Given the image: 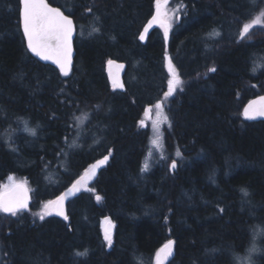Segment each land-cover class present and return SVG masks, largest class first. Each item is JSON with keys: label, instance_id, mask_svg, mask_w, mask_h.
I'll return each instance as SVG.
<instances>
[{"label": "trees", "instance_id": "trees-1", "mask_svg": "<svg viewBox=\"0 0 264 264\" xmlns=\"http://www.w3.org/2000/svg\"><path fill=\"white\" fill-rule=\"evenodd\" d=\"M47 1L77 28L67 77L27 49L19 0H0V187L17 175L31 194L26 210L0 212V264H154L169 239V264H232L264 226V121L242 113L264 93V24L241 36L264 21V0H170L168 50L163 27L139 40L156 0ZM167 52L183 81L169 99ZM110 59L128 64L125 91L109 82ZM164 100L167 158L142 171L150 138L142 120ZM25 120L39 125L34 136ZM108 154L68 200L67 220L44 215ZM104 218L115 223L111 246Z\"/></svg>", "mask_w": 264, "mask_h": 264}, {"label": "snow or ice", "instance_id": "snow-or-ice-1", "mask_svg": "<svg viewBox=\"0 0 264 264\" xmlns=\"http://www.w3.org/2000/svg\"><path fill=\"white\" fill-rule=\"evenodd\" d=\"M20 9L19 14L22 22L23 36L27 41V49L33 53L35 56L40 57L44 61H52L58 68L60 73L67 77L72 68V54H73V36L77 31L74 25L73 19L69 15H65L58 7H52L47 0H19ZM166 2V0H165ZM161 0H156L157 12L154 16V21L160 23L164 28V39H168L169 25L163 20L162 14L160 12ZM91 12V9H89ZM99 19V17H95ZM259 18L253 21L252 25L245 24L241 31V36L246 35L250 29L256 25L260 24ZM152 21L149 22L148 26L145 27L144 33L148 32V28L151 27ZM93 31H98V29H93ZM81 35L83 32L81 30ZM91 35V33H89ZM218 35V33H217ZM145 38L144 34L140 35V39ZM167 60L169 79L167 82V91L164 92V98L169 99L174 96L177 91V87L182 84L179 74L176 72L175 65L171 57H165ZM114 61L109 60L108 64L111 66ZM210 71H215V69H210ZM115 83V81H113ZM122 86V85H121ZM182 90V89H181ZM163 103L157 102L156 108L163 110ZM244 116L247 119H254L256 116H264V96L259 97L249 103V105L244 109ZM167 115H163L162 118L153 122V128L157 132V140L159 137V128L161 123H167ZM23 131L29 133L30 135H35V131L27 126L24 122ZM169 127L171 124L169 123ZM157 141L154 140L155 144ZM177 156L181 153L179 150L176 152ZM108 160V156H105L102 160L97 161L91 168V170L86 174L83 179H88L95 175V171L101 165H103ZM177 167L175 160L171 163V168L174 170ZM147 165H145V169ZM144 169H142L143 171ZM12 178L9 177V180ZM82 181H77L75 185L67 193L57 197L54 201H49L45 205L44 215H51L52 211L55 210L56 214L63 216L64 219H68L64 211V202L67 196L74 194L79 191V185ZM247 193L245 192V195ZM97 200L100 199L99 196L96 197ZM28 192L23 184L11 183L0 191V212L10 213L12 216L17 215L18 212L24 211L28 208ZM221 212L224 209H220ZM41 215V219L44 218ZM105 240L108 245L111 246L112 236L109 232H105ZM175 242L169 240L157 253H156V264H166V261L173 254V247ZM76 255H86L85 253H77Z\"/></svg>", "mask_w": 264, "mask_h": 264}, {"label": "water", "instance_id": "water-1", "mask_svg": "<svg viewBox=\"0 0 264 264\" xmlns=\"http://www.w3.org/2000/svg\"><path fill=\"white\" fill-rule=\"evenodd\" d=\"M48 2V1H47ZM169 2H170V0H166V2H165V0H162L161 1V3H160V12H161V14H162V19L163 20H165L167 23H168V25H169V31H168V39L167 40H165V42H166V49L168 50L169 49V41H170V21L166 18V16H167V13H168V4H169ZM49 3V2H48ZM52 7H57V6H55V5H52L51 3H49ZM62 11V10H61ZM63 12V11H62ZM156 12H157V7L155 8V11H154V13H153V15L151 16V18L146 22V24L144 25V27H143V29H142V31H141V34H144V36H145V38L143 39V40H141L140 39V41L142 42V43H146L147 41H148V39H149V36H150V34L156 29V28H158V27H162L161 25H160V23L159 22H157V21H154V16L156 15ZM65 15H67L66 13H64ZM71 17V16H70ZM72 18V17H71ZM73 19V18H72ZM150 21H152V24H151V27H149L148 28V32L147 33H144V29H145V27L146 26H148V24H149V22ZM73 22H74V20H73ZM74 25H75V23H74ZM163 30H164V28H163ZM140 34V35H141ZM74 36H75V33H74ZM74 36H73V54H72V63H73V58H74ZM140 38V37H139ZM166 56L167 57H171L170 56V54L167 52L166 53ZM37 57V56H36ZM37 58H39V59H41L40 57H37ZM112 61H114V63L111 65V66H109V64H108V62H107V64H106V72H107V77H108V79H109V82L112 84V85H114V86H117V87H119L122 91H125V89H126V86H125V74H126V71H127V63L126 62H124V61H119V60H116V59H111ZM167 61V60H166ZM48 62H50V63H52V64H54L52 61H48ZM55 65V64H54ZM56 66V65H55ZM168 66V65H167ZM113 81H115V83H113ZM122 85V86H121ZM261 96H264V93H262V94H258V95H256V96H254L253 98H251V99H249L246 103H245V105H244V107H243V110H242V113H243V116H244V109L249 105V103L250 102H252V101H254V100H257L259 97H261ZM151 108V107H150ZM245 117V116H244ZM246 118V117H245ZM247 119V118H246ZM248 120H251V121H264V116H256L254 119H248ZM106 156H108V160L103 164V165H101L99 168H97L96 169V171H95V175L94 176H91L90 178H88V179H83L85 176H86V174L91 170V168L83 175V177L81 178V180L80 181H83V182H86V183H89V182H92V181H94L96 178H97V176L99 175V173H100V171H101V169L109 162V160H110V155L108 154V155H106ZM104 158V157H103ZM103 158H100V159H98L97 161H100V160H102ZM97 161L94 163V164H96L97 163ZM93 164V165H94ZM92 165V166H93ZM19 184H21V183H19ZM24 186H25V188L27 189V192H28V197H29V200H28V206H29V204H30V200H31V194H30V190L28 189V187L25 185V184H23ZM75 185V184H74ZM73 187V186H72ZM72 187H69V188H66V189H64L63 190V192H62V194L61 195H64L65 193H67L68 191H69V189H71ZM80 189H81V187H80V185H79V191H80ZM79 191H76L74 194H72V195H69V196H67V198L65 199V202H64V211H65V207H66V204H67V202H68V200H69V198H71L72 196H74V195H76ZM60 195V196H61ZM105 231H107V232H109V233H114L115 232V225H114V222L110 219L108 222H107V224H106V227H105ZM169 240H172V241H174L175 242V240L174 239H169ZM169 240H167L159 249H158V251L169 241ZM157 251V252H158ZM175 255H176V242H175V244H174V247H173V254H172V256H170L169 258H168V260L166 261V264H169V262H171L172 260H173V258L175 257Z\"/></svg>", "mask_w": 264, "mask_h": 264}, {"label": "rangeland", "instance_id": "rangeland-1", "mask_svg": "<svg viewBox=\"0 0 264 264\" xmlns=\"http://www.w3.org/2000/svg\"><path fill=\"white\" fill-rule=\"evenodd\" d=\"M166 18L172 23L175 20V11L173 9H170L167 13ZM260 24H256L254 25L250 31L257 25H263L264 21L261 20ZM253 23H250L249 25H252ZM249 31V32H250ZM182 81V80H181ZM183 88V81L182 84L180 86L177 87V91L175 94H177L181 89ZM166 103L167 100H164L163 102V110L161 111L160 109H157L156 106L154 108L151 109V113L149 114V119H147V121H143L142 120V125L143 127H148L149 131H150V138H149V147L148 150L146 152V156L144 158V164H143V169L144 171H149L154 165L157 164H162L166 158H167V153H166V147H165V137H164V130L165 127L169 125L170 123V116L169 113L167 111L166 108ZM163 115H167L168 117V122L167 123H161L160 124V128H159V139L157 140V132L155 131V129L153 128V122L157 121L158 119L162 118ZM156 140L157 142L154 144L153 141ZM145 165H147V168L145 169ZM9 177H11L12 179L9 180ZM8 178H6L0 187V191H2L5 186L11 184V183H16V184H25L28 188V184L26 182V180L20 176L17 175H12L9 176ZM84 185V182L82 181V183L80 184V186L82 187ZM30 190V189H29ZM66 210V207H65ZM55 211V210H53ZM109 218H104L101 221V228H102V233H103V237L105 240V227L107 222L109 221ZM114 222V221H113ZM115 225V223H114ZM112 236V241H114V233H110ZM106 244L108 245L107 241L105 240ZM113 244V243H112ZM109 246V245H108ZM154 264H156V255L154 256Z\"/></svg>", "mask_w": 264, "mask_h": 264}, {"label": "clouds", "instance_id": "clouds-1", "mask_svg": "<svg viewBox=\"0 0 264 264\" xmlns=\"http://www.w3.org/2000/svg\"><path fill=\"white\" fill-rule=\"evenodd\" d=\"M24 122H26L28 126L27 120ZM36 127H39V125ZM36 127L29 128L34 130L36 133ZM260 256H264V226L258 225L251 231L249 243L245 247L244 251H233L231 253V261L232 264H257L258 257Z\"/></svg>", "mask_w": 264, "mask_h": 264}, {"label": "bare ground", "instance_id": "bare-ground-1", "mask_svg": "<svg viewBox=\"0 0 264 264\" xmlns=\"http://www.w3.org/2000/svg\"><path fill=\"white\" fill-rule=\"evenodd\" d=\"M170 27H171V22H170ZM141 34V33H140ZM139 37H140V35H139ZM139 40H140V38H139ZM111 60V59H110ZM127 69H128V64H127ZM127 72V71H126ZM125 77H126V74H125ZM125 86H126V81H125ZM117 87V86H116ZM118 89H120L119 87H117ZM121 90V89H120ZM126 90V89H125ZM151 113V110L149 109V114ZM149 114L143 119V121H147V119H149ZM147 118V119H146ZM105 157V156H104ZM103 158V157H102ZM93 165V164H92ZM92 167V166H91ZM90 167V168H91ZM89 168V169H90ZM81 180V179H80ZM79 180V181H80ZM81 187V186H80ZM70 199V198H69ZM67 205V204H66ZM55 212V211H54ZM56 213V212H55Z\"/></svg>", "mask_w": 264, "mask_h": 264}, {"label": "flooded vegetation", "instance_id": "flooded-vegetation-1", "mask_svg": "<svg viewBox=\"0 0 264 264\" xmlns=\"http://www.w3.org/2000/svg\"><path fill=\"white\" fill-rule=\"evenodd\" d=\"M153 107V106H152Z\"/></svg>", "mask_w": 264, "mask_h": 264}]
</instances>
